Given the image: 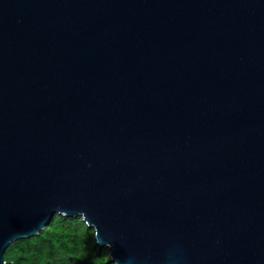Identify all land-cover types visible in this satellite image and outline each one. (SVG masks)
I'll return each instance as SVG.
<instances>
[{
	"label": "water",
	"instance_id": "95a60500",
	"mask_svg": "<svg viewBox=\"0 0 264 264\" xmlns=\"http://www.w3.org/2000/svg\"><path fill=\"white\" fill-rule=\"evenodd\" d=\"M55 215L113 264H264V0H0V264Z\"/></svg>",
	"mask_w": 264,
	"mask_h": 264
},
{
	"label": "trees",
	"instance_id": "16d2710c",
	"mask_svg": "<svg viewBox=\"0 0 264 264\" xmlns=\"http://www.w3.org/2000/svg\"><path fill=\"white\" fill-rule=\"evenodd\" d=\"M9 258V259H8ZM6 260V261H5ZM5 264H112L106 247L78 217L54 216L36 235L10 243Z\"/></svg>",
	"mask_w": 264,
	"mask_h": 264
},
{
	"label": "rangeland",
	"instance_id": "374dc122",
	"mask_svg": "<svg viewBox=\"0 0 264 264\" xmlns=\"http://www.w3.org/2000/svg\"><path fill=\"white\" fill-rule=\"evenodd\" d=\"M55 216H63V215H55ZM80 220H82V218L80 216H77ZM75 218V217H74ZM22 240V239H21ZM18 241V240H17ZM107 249V248H106ZM108 251V250H107ZM9 259V258H8ZM108 259H109V254H108ZM8 264H11L9 261H7ZM113 264V263H112Z\"/></svg>",
	"mask_w": 264,
	"mask_h": 264
}]
</instances>
